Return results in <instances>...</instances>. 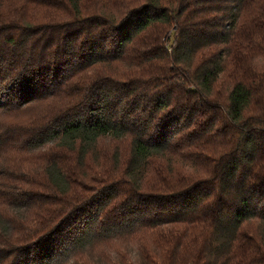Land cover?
Listing matches in <instances>:
<instances>
[{
    "label": "trees",
    "instance_id": "obj_1",
    "mask_svg": "<svg viewBox=\"0 0 264 264\" xmlns=\"http://www.w3.org/2000/svg\"><path fill=\"white\" fill-rule=\"evenodd\" d=\"M0 264H264V0H0Z\"/></svg>",
    "mask_w": 264,
    "mask_h": 264
},
{
    "label": "rangeland",
    "instance_id": "obj_2",
    "mask_svg": "<svg viewBox=\"0 0 264 264\" xmlns=\"http://www.w3.org/2000/svg\"><path fill=\"white\" fill-rule=\"evenodd\" d=\"M36 110H37V109H35V108H33V109H30V110H29V112H28L29 116H32V115H34V114H35V112H36ZM2 165H3V164H2Z\"/></svg>",
    "mask_w": 264,
    "mask_h": 264
}]
</instances>
